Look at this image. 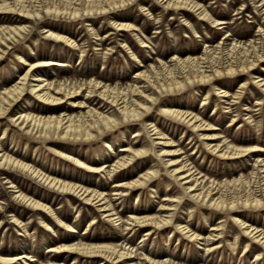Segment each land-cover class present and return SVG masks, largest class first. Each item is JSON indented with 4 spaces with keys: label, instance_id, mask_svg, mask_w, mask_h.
Wrapping results in <instances>:
<instances>
[{
    "label": "rangeland",
    "instance_id": "obj_1",
    "mask_svg": "<svg viewBox=\"0 0 264 264\" xmlns=\"http://www.w3.org/2000/svg\"><path fill=\"white\" fill-rule=\"evenodd\" d=\"M193 1L204 6L213 18L227 23L214 25L201 20L191 10L167 9L166 0H136L128 7L106 16L95 15L79 20H72L71 17L50 18L48 24H38L33 32L20 42L19 50L11 49L0 59V89L17 81L27 66L26 63L18 62L17 53L23 54L29 62L37 59L51 62L39 71L49 81L83 82L93 78L111 85H129L134 82L133 76L137 71L148 69L151 65L158 66L160 61L170 63L174 55L198 56L205 49L216 48L217 45L223 47L234 41L248 42L256 37L254 34L258 32L259 26L264 29V3L258 4L257 0ZM6 17L0 14V20ZM37 21L40 22L39 19ZM112 21L130 23L136 30H119ZM44 28L66 34L75 40L78 46L70 47L48 39L43 32ZM135 34L146 40L149 46H142ZM132 53L138 56L141 65L132 59ZM263 68L264 62L253 71L264 77ZM244 80L247 84L241 88ZM214 84H217L220 90L227 91L229 96L220 97L214 89ZM207 91L209 97L205 100ZM26 93L14 105L13 114L28 108L35 111L49 106L36 100L28 90ZM235 93H241V97L234 99ZM84 96L86 97V94L83 93L77 98L82 100ZM158 97V101L153 103L151 109L139 120L123 122L109 130L108 136L97 135L93 140L84 142L57 136L40 140L37 134H25L18 125L8 123L6 117H0V144L11 150L15 157H24L27 162L42 170L58 176L66 175L92 188L105 185L109 194L115 182L134 178L146 168H155L158 175L152 182L120 200L113 201L117 210L122 213L121 221H124L136 209L150 208L151 213L158 212L163 199L173 197L175 207L170 211L174 216L169 227L146 235L148 226H145L137 232L132 230L122 235L94 206L83 203V200L73 194L62 193L37 179L22 177L18 173L13 180L16 187H8L0 175V254L25 253L27 260L22 259L13 264L49 263L51 260L65 264H97L99 259L77 256L74 261L76 255L65 252L54 258V252H48V249L76 241L84 235L95 237L99 241H108L117 236L116 239L126 240L137 253H156L179 263L264 264L263 248L252 242L254 240H250L247 234L243 235V230L236 221L244 219L264 230V208L240 206L237 210L226 213L213 210L207 203L193 200L184 191L182 181H175L168 173L178 164L168 166L166 162L168 158L188 159V163L218 181L236 179L241 175L249 176L253 168H256V158L264 159V92L255 85L250 73H245L215 80L213 84L189 87L183 92L163 93ZM260 99L262 103L256 105ZM203 100L206 103L202 104ZM71 103L66 100L58 104L55 108L57 113L63 110L71 111ZM91 104L99 107V99H92ZM163 106L195 111L206 122L216 127L211 132L222 136L221 139L227 138L231 143L242 146L257 145L261 150L240 158H218L215 153L210 154L208 147L199 138L198 131L162 116L160 111ZM248 112L249 114H246ZM152 126H157L166 135L167 140L174 141L173 145L155 144L156 140L151 134ZM208 131L210 130L203 132ZM137 133L138 136H135ZM105 140L113 146V150L107 147ZM125 145H144L149 149V154L145 158H139L116 176H108L104 172H86L80 164L68 161L57 152L62 151V147L70 148L73 156L78 159L84 160V157H87L99 164L108 165L122 153L120 149ZM163 147L179 149L180 154L164 155L163 160L158 159L159 149ZM17 187L24 190L28 196L40 197L53 209L61 211L67 218L66 222L74 226L75 232L61 229L54 219L46 220L51 229L44 228L41 215L32 211L25 202L21 204L15 197ZM14 216L27 224V232L13 222ZM92 219L94 223L90 224ZM177 222L189 224L203 237L210 233L213 225L220 223L222 233L219 239L212 243H196L189 241L176 229ZM234 238L237 245L233 250L230 243ZM212 244H218L219 247L207 252V247ZM258 253L259 260L256 258Z\"/></svg>",
    "mask_w": 264,
    "mask_h": 264
},
{
    "label": "bare ground",
    "instance_id": "obj_2",
    "mask_svg": "<svg viewBox=\"0 0 264 264\" xmlns=\"http://www.w3.org/2000/svg\"><path fill=\"white\" fill-rule=\"evenodd\" d=\"M136 0H0V14L7 16L0 20V59L11 49L19 50V44L25 40L38 24H48L49 19H59L61 17H71L72 20L92 17L95 15L106 16L115 11L122 10L131 5ZM258 4L264 3L263 0ZM167 9H188L198 15L201 20L214 25L227 23L224 20L213 18L209 11L199 2L193 0H166ZM39 19L40 22L37 20ZM119 30H136L134 25L121 21H112ZM46 27V26H45ZM192 29V28H191ZM193 30V29H192ZM46 37L54 42H62L66 46L77 47V43L71 37L60 31L44 28ZM195 34L197 32L194 31ZM256 37L248 42L234 41L230 45L205 49L198 56L180 57L174 55L170 63L160 61V64L151 65L148 69L139 70L135 73L134 82L127 85L107 84L99 80L90 78L80 81H49L40 74V69L45 68L51 62L45 60H35L29 62L21 53H17L18 62L26 63L27 66L18 80L13 84L0 89V117H6L8 123L18 125L25 134H37L41 139L51 137H61L74 141H91L97 135L108 136L115 126L123 122L139 120L151 109L152 104L157 102L163 93L172 94L183 92L189 87H200L203 84H213L215 80L239 76L250 73L254 78V83L264 92V77L253 70L264 62V29L259 26ZM137 36V34H135ZM227 38V37H226ZM142 46L148 47L146 40L137 36ZM22 51V50H21ZM132 59L141 65L138 56L133 53ZM264 69V68H263ZM264 71V70H263ZM247 81L241 83V88L245 87ZM219 96H229L225 90H220L214 84ZM35 96L36 100L49 104L43 110L26 109L16 114L12 109L16 102L21 100L27 93ZM86 94L82 100L77 98L81 94ZM99 99V107L92 106V99ZM209 97V92L204 99ZM241 93H235L234 99H239ZM71 101L72 107L69 110L56 111L58 104L63 101ZM256 103H262L261 99ZM206 101L203 100L204 104ZM102 106V108H101ZM249 108V107H248ZM73 109V110H72ZM246 109V108H245ZM244 109V110H245ZM250 109V108H249ZM228 110L229 107H228ZM251 111V109H250ZM57 113V114H56ZM160 114L168 119L177 121L180 124L191 127L193 131L199 132V138L208 147L210 154L215 153L218 158L231 159L240 158L245 155H252L253 151H260L257 145H237L231 143L227 138H222L215 132H211L216 127L206 122L199 113L185 110L176 106H163ZM246 114H249L246 113ZM251 117H253L251 115ZM249 117V118H251ZM151 134L156 140L155 144L172 146L174 141L167 140L166 135L152 126ZM208 132H203L207 131ZM138 136V133L135 135ZM221 139V140H220ZM107 147L113 150V146L106 141ZM63 150L57 152L63 155L68 161L80 164L84 171L90 173L104 172L110 175H117L121 170L128 168L139 158H145L149 149L144 146H123L119 155L110 164H99L95 160L84 157V160L73 156L70 148L62 147ZM158 159L163 160L164 155L180 154L179 149L161 148ZM167 165H177L171 168L170 175L175 181H182L186 191L193 200L207 203L213 210L230 212L237 210L240 206L252 207L255 209L264 208V159L257 157L256 168L250 172L249 176H240L232 180L218 181L206 176L198 167L188 163V159L168 158ZM163 161V163H166ZM80 167V168H81ZM28 176L37 179L50 188L67 194H73L83 200V203L94 206L97 212L107 222L116 226L121 234H128L129 231L137 232L141 227L148 226L146 235L155 233L157 230H164L173 221V210L175 201L173 197H166L160 204L158 212H152L150 208L136 209L124 221H121L122 213L117 210L113 200H120L124 196L130 195L136 189H142L148 182H152L158 175V170L152 167L141 171L136 177L129 180H121L114 183L111 193H107L105 185L90 187L74 181L66 175L58 176L45 171L35 164L27 162L24 157H15L12 151L7 150L0 144V175L3 182L8 187H16L14 183L15 174ZM15 197L22 203L25 202L32 211L41 215V223L46 229H51L47 219H54L56 225L63 230L75 232L74 226L66 222V217L61 211L53 209L40 197L28 196L24 190L17 187ZM113 196V197H112ZM23 206V205H22ZM2 207H0V212ZM13 222L24 232H27V224L23 223L19 217H12ZM243 230V235H248L252 242L258 243L264 250V230L253 223H248L244 219L236 220ZM94 219L90 220V224ZM176 229L184 234L189 241L199 243H212L218 240L222 231V224L213 225L210 233L203 237L201 233L190 227L189 224L176 223ZM128 230V231H127ZM117 237V236H116ZM116 237L108 241L96 240L95 237L84 235L76 241L53 246L48 252H54L53 257L57 258L59 253L65 252L75 254L76 257L87 259H99L97 264H185L175 262L157 255L137 253L129 246L126 240H119ZM141 242V241H140ZM237 240L230 243L234 250ZM247 244L245 250H247ZM219 247L212 244L207 247V252ZM260 259V253L257 254ZM27 260L25 253L16 255L0 254V264H13L19 260ZM41 262L39 264H65V262Z\"/></svg>",
    "mask_w": 264,
    "mask_h": 264
}]
</instances>
